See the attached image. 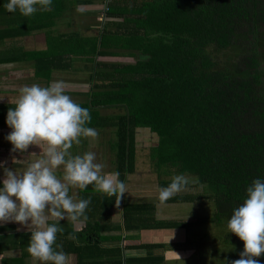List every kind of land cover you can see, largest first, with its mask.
<instances>
[{
    "label": "trees",
    "instance_id": "obj_1",
    "mask_svg": "<svg viewBox=\"0 0 264 264\" xmlns=\"http://www.w3.org/2000/svg\"><path fill=\"white\" fill-rule=\"evenodd\" d=\"M107 7L95 35H46L45 49L21 53L1 47L5 37L19 33V15L12 23L0 15V64L22 54L47 87L52 71L64 69V55L85 57L89 85L75 102L90 110L88 127L114 128L113 169L120 179L125 183L134 171L136 129L146 127L157 135L150 148L154 164L195 175L196 183L187 186H201L196 198L213 203L210 220L228 222L252 181L264 180V0H108ZM105 55L135 59L97 58ZM14 106L0 102V127H9L7 112ZM105 108L119 112L103 114ZM78 191L79 199L91 198L86 215L118 208L115 197L92 185ZM188 199L176 195L167 202ZM155 203L121 200L125 228L180 226L178 220L156 219ZM229 240L244 247L228 232Z\"/></svg>",
    "mask_w": 264,
    "mask_h": 264
},
{
    "label": "clouds",
    "instance_id": "obj_2",
    "mask_svg": "<svg viewBox=\"0 0 264 264\" xmlns=\"http://www.w3.org/2000/svg\"><path fill=\"white\" fill-rule=\"evenodd\" d=\"M51 5L52 0H8L5 8L31 17L37 11H52ZM14 103L6 118L11 128L6 137L13 146L11 151L25 152L30 145H37L43 154L22 172L4 168L0 223L17 222L31 229L27 252L39 264H69L68 254L56 243L57 234L64 231L60 221L66 219L75 225L81 218L86 220L91 203V198L77 200L69 194L70 190L83 191L92 185L95 192L115 197L118 208L129 191L120 173L105 172V165L96 162L94 152L73 154V146L95 139L98 132L87 126L92 119L90 110L65 94L62 82H52L47 87L23 86ZM61 168L62 173L58 174ZM188 183L185 176H174L166 187L160 188L159 201H169ZM49 218H53L52 223ZM227 230L244 242L240 258L231 264H260L257 258L264 254V180L254 179L247 187L246 198L233 210ZM69 239L75 240L76 236L72 234ZM146 255L145 251H125L123 258Z\"/></svg>",
    "mask_w": 264,
    "mask_h": 264
},
{
    "label": "crops",
    "instance_id": "obj_3",
    "mask_svg": "<svg viewBox=\"0 0 264 264\" xmlns=\"http://www.w3.org/2000/svg\"><path fill=\"white\" fill-rule=\"evenodd\" d=\"M104 2L105 0H52V11L49 12L37 11L31 17H24L16 12L5 14V19L9 21L12 19L17 20L15 17L19 15L18 19H20L22 24L17 35H8L5 39L10 38V43L13 45L9 47L11 51L14 47L15 51H20L21 53L23 50L45 49L47 33H49L50 37L57 36V39L61 36H66L64 38L73 37L76 34L82 36L95 35L104 20L102 17ZM4 9V11L8 12L6 8ZM66 49H69V45ZM118 51L126 53L124 50ZM63 57L64 60L60 62L59 66L64 69L55 68L51 73L49 84L62 81L64 85L77 82L78 84L89 85L85 70L90 65L87 64L86 58L74 57L73 55H64ZM106 57L109 56L105 55L97 58L106 60ZM112 57L132 58L125 55ZM3 64L7 68L11 67L9 68L10 70L15 68L33 70V60L28 57H22V54L20 59ZM32 77V85L45 86L44 80L34 77L33 73ZM64 87L65 94L69 96L71 95L70 93L73 94V90L71 91L69 86L66 85ZM8 128L11 129L10 127H3L5 129L3 132L10 133L11 131ZM37 148L40 149L37 145L36 147L30 145L28 149H30L31 154H34L33 152L38 153L36 151ZM32 149H35V151ZM42 152V150L39 151L41 155L43 154ZM34 156L36 157V155ZM35 160L36 158L32 162ZM26 164H28V161ZM107 172H114V169H109ZM3 179L4 172L0 171L1 184ZM160 188L162 187L159 186L158 189ZM158 193L159 191L155 193L153 201L156 202L155 218L180 221L177 218L169 217L168 215L171 213L164 210L168 209L167 207L170 204L178 205L182 201L161 203L157 201ZM69 194L79 200L78 189H71ZM125 197L128 198L129 202H134L133 199L128 197L127 193L124 194L122 202H125ZM90 212L94 214L86 215V220L81 218V221L75 225L66 219L60 221V227L64 231L57 234L56 243L62 245L63 251L68 254L69 264H178L180 260H189L193 252H195L193 245L184 247L188 244V229L184 221H180V226L177 227L158 226L138 230L126 229L121 207L111 211L94 208ZM52 222L53 218H49V223ZM30 230L17 222L0 223V264H39L27 252L31 237ZM72 234L76 236L75 240L69 239ZM149 244L157 245L154 247L142 246H148ZM125 251H145L147 255L143 258L129 257L125 260L123 258Z\"/></svg>",
    "mask_w": 264,
    "mask_h": 264
},
{
    "label": "rangeland",
    "instance_id": "obj_4",
    "mask_svg": "<svg viewBox=\"0 0 264 264\" xmlns=\"http://www.w3.org/2000/svg\"><path fill=\"white\" fill-rule=\"evenodd\" d=\"M0 15L5 19L4 14H9L4 11L5 1L0 0ZM2 9V10H1ZM2 19V18H0ZM49 37V33H47ZM52 37V36H51ZM52 39V38H51ZM1 47L13 46L10 38H4ZM14 44V42H13ZM105 61L120 60V61H134L135 57L125 59L122 57H106ZM14 66V65H13ZM11 67H6L3 63L0 64V102H15L19 95V91L13 92L12 90L20 89L23 86H31L33 77L32 70L15 68L10 70ZM62 82V81H59ZM63 83V82H62ZM64 85V84H63ZM71 88L70 97L73 101L84 99L83 92L88 89V84H66ZM64 85V86H66ZM103 114L118 113L117 108L101 109ZM9 129V128H8ZM98 132V137L95 139L89 138L82 141L80 146H73V154H83L86 151H91L96 154L97 163L105 165L104 171L112 170L115 166V151L112 150L111 144L115 139L114 128L105 127L94 128ZM3 127H0V171L4 172V168L12 169L17 172L25 170L27 165L34 160L39 159L41 154L33 152L30 149L25 152H12V144L6 139L9 132H3ZM11 131V129H9ZM157 135L151 132L146 127H139L136 129L135 134V160L134 171L127 174L125 184L128 191V197L133 199L134 202L154 201V195L159 191L158 189L161 181H171L176 175L185 176L189 183H196V176L190 173H181L177 167L169 165H155L150 158V148L156 145ZM36 147V145H31ZM35 151V149H32ZM43 153V152H42ZM31 154V155H30ZM36 155V157L34 156ZM28 161V164H26ZM22 162V163H20ZM62 173V168L59 174ZM166 187V186H164ZM201 186H186L181 191L179 196L190 195V199L182 201L178 205L170 204L165 212H170L169 217L177 218L185 222L188 229L187 245H193L195 252H193L189 260H180L178 264H226L240 258V253L244 247H239L232 240L225 241V234L228 233L227 222L215 223L210 220L213 216L214 205L208 199L196 198L202 194ZM132 193V194H131ZM128 198L125 197V201ZM170 209V210H169ZM175 220V219H174ZM194 251V250H193ZM257 259H264L262 254ZM186 261V262H185Z\"/></svg>",
    "mask_w": 264,
    "mask_h": 264
},
{
    "label": "built area",
    "instance_id": "obj_5",
    "mask_svg": "<svg viewBox=\"0 0 264 264\" xmlns=\"http://www.w3.org/2000/svg\"><path fill=\"white\" fill-rule=\"evenodd\" d=\"M107 1L108 0H105V2H104V8H103V11H102V17L105 19V12H106V10L108 9V7H107Z\"/></svg>",
    "mask_w": 264,
    "mask_h": 264
}]
</instances>
